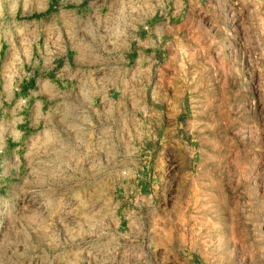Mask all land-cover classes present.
Returning <instances> with one entry per match:
<instances>
[{
  "label": "rangeland",
  "instance_id": "374dc122",
  "mask_svg": "<svg viewBox=\"0 0 264 264\" xmlns=\"http://www.w3.org/2000/svg\"><path fill=\"white\" fill-rule=\"evenodd\" d=\"M100 4L0 0V264H264V0H121L64 72Z\"/></svg>",
  "mask_w": 264,
  "mask_h": 264
},
{
  "label": "crops",
  "instance_id": "0c3cea01",
  "mask_svg": "<svg viewBox=\"0 0 264 264\" xmlns=\"http://www.w3.org/2000/svg\"><path fill=\"white\" fill-rule=\"evenodd\" d=\"M103 4L96 5L93 8H87L84 11H78L82 19L85 20L84 24H89L91 29L93 30L92 39L88 40L90 37L82 38L81 46L83 47V58L81 59L79 56L71 57L72 65L67 67L64 72H71V69H76L75 67L82 66L81 63H77V60H83L84 62H89L91 65L96 62L103 63L104 65L109 64L110 62H115L117 58L121 56H130V51L126 49L127 46L130 47L131 45V34L130 27L132 26L131 19L126 17V13L124 11V7H121L117 2L121 3V0H101ZM107 2V4H106ZM110 3V4H108ZM77 13V12H75ZM74 15V13H72ZM75 17H80L76 16ZM74 17V18H75ZM141 18V17H140ZM138 19L139 22L142 19ZM135 24H139L137 19ZM35 23V22H33ZM51 28L50 30V45L55 46L58 43L63 44V21L55 20L51 21ZM117 29L118 33L112 34L113 30ZM47 29L45 28L43 32L44 35L47 37ZM98 45L100 46L95 51H87V45L89 44ZM88 53V54H87ZM30 57L28 59L29 63H32L31 70L29 72L33 73V75H38L41 72H44V68L50 69L47 73L52 75V71L57 70L55 69L56 66H53L52 63H58L59 61L51 60L48 58L40 59L42 51L40 48L35 47V49L29 52ZM87 54V56H85ZM44 65L41 67V63ZM52 65V66H51ZM60 73H63V68L61 69Z\"/></svg>",
  "mask_w": 264,
  "mask_h": 264
}]
</instances>
